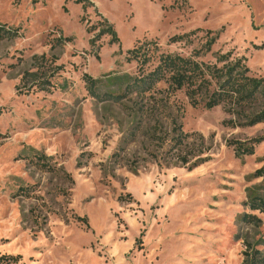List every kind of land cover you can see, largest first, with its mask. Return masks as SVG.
Segmentation results:
<instances>
[{"label":"rangeland","instance_id":"374dc122","mask_svg":"<svg viewBox=\"0 0 264 264\" xmlns=\"http://www.w3.org/2000/svg\"><path fill=\"white\" fill-rule=\"evenodd\" d=\"M90 2L0 0V257L242 264L247 246L264 251L250 208L264 195V122L250 124L264 101L208 109L164 82L133 89L128 53L157 43L144 70L161 53L219 67L230 55L264 78V0Z\"/></svg>","mask_w":264,"mask_h":264},{"label":"trees","instance_id":"16d2710c","mask_svg":"<svg viewBox=\"0 0 264 264\" xmlns=\"http://www.w3.org/2000/svg\"><path fill=\"white\" fill-rule=\"evenodd\" d=\"M82 5L83 10L92 5L90 0H76ZM107 26V33L112 36L114 42L118 41L115 36L114 28L104 20ZM9 34L3 27H0V38ZM188 34L172 38V42L187 40ZM215 39L212 38L206 48L209 51ZM158 47L156 42L141 44L139 47L128 50V53L136 63L139 64V77L135 78L133 89H139L143 92H149L159 83L167 84L171 92L184 90L192 106L197 107L199 100L204 98L205 106L208 109L220 106L222 104L232 106L238 109H247L258 102L264 101V78H257L250 75V68L244 64L243 59L231 60L230 55L220 56L218 62L222 66L206 64L198 60L201 52H194L189 57L180 54L161 53L158 56L155 65L144 70L150 59V47ZM89 82L92 79L87 77ZM94 87V86H92ZM264 122V103L260 112L254 114L250 124ZM262 139L252 140L253 145L247 147L245 154L254 153V145ZM179 141V140H177ZM258 177L264 178V168L257 172ZM250 208L253 211L264 213V195L252 197ZM244 220H249L244 218ZM84 221V220H83ZM242 264H264V251H260L251 245L247 246L242 253ZM19 257L2 256L0 264H17Z\"/></svg>","mask_w":264,"mask_h":264}]
</instances>
